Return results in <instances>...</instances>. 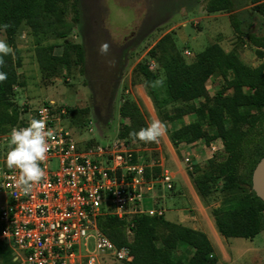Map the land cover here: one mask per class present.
Masks as SVG:
<instances>
[{"label": "rangeland", "instance_id": "374dc122", "mask_svg": "<svg viewBox=\"0 0 264 264\" xmlns=\"http://www.w3.org/2000/svg\"><path fill=\"white\" fill-rule=\"evenodd\" d=\"M166 1L169 4L167 8L174 9L169 15L161 14V18L165 19L128 48L121 73L119 53L114 54L112 49H108L106 55L99 53V47L104 43L97 47L88 46L84 72L82 61L74 51L71 52L69 68L54 62L41 66L37 58L40 47L53 46V55L60 57L66 47L85 42L70 7L60 20L51 17L48 26L45 25L39 33L24 24L15 37L21 67L17 68V82L7 99L16 111L24 107L37 109L44 103L67 109L64 126L86 154L102 153L104 158L117 153L134 155L135 164L144 167L149 177L147 180L154 182L151 195L145 198L147 207L151 208L152 203H156L158 195H164L160 207L165 210L166 219L198 231L204 230L215 248L217 264H264V231L253 240L226 238L219 233L213 215L215 209L228 208L239 201L229 202L234 197L251 195V190L241 183L230 184L227 179H219L212 185L210 196L202 199L192 182L190 173L195 167L207 169L216 155L223 151L222 142L214 140L206 143L201 139L190 143L186 139L175 147L170 141L172 133L195 121L197 116L189 114L182 123L166 121L165 115L175 113V109L182 104L163 105L167 99L164 84L166 57L178 54L189 63L207 47L218 44L227 53L236 51L247 65L258 67L264 63V50H258L247 38L235 33L229 13L209 14L206 0H164L165 8ZM233 1L236 5L234 14L241 21L242 30L264 38V15L256 10V4L251 0ZM103 4L104 28L112 43L109 48L131 41L149 11L145 0H103ZM0 40H5L10 52L13 51L4 32H0ZM139 65L148 67L156 75V80L162 83L149 87ZM223 85L221 78L212 77L207 83L206 94L196 99L194 104L199 107L210 101ZM152 90L156 98H153ZM152 99H156L157 105ZM126 101L140 106L147 125L154 120L161 123V135L155 142H143L128 135L126 128L130 126V121L120 115V108ZM210 133L208 126L203 127V137ZM166 173L174 183L171 191L162 190L160 186L161 176ZM130 225L133 226L128 224L126 228L129 239L132 238ZM90 251L89 254L97 257L99 264L127 263V260L111 255L100 256L92 242ZM181 253L182 250L178 251V254Z\"/></svg>", "mask_w": 264, "mask_h": 264}, {"label": "trees", "instance_id": "16d2710c", "mask_svg": "<svg viewBox=\"0 0 264 264\" xmlns=\"http://www.w3.org/2000/svg\"><path fill=\"white\" fill-rule=\"evenodd\" d=\"M145 1L149 11L131 41L119 47H108L113 53H119L120 73L128 48L146 37L158 22L165 19L161 18V14L169 15L174 9L167 8V1L166 9L163 6L164 0ZM251 1L256 4V10L264 15V0ZM69 7L85 42L66 47L60 57L53 55V46L40 47L37 58L43 67L54 62L69 68L71 52L74 51L82 61L84 72L88 60V46L112 44L104 28L103 0H0V24L8 25L6 30L0 32L6 34L13 49L4 57V63L0 66V71L7 73V79L0 82V135L8 133L16 126L21 113L28 109L24 107L16 111L7 99L17 82V68L21 67L19 51L15 45L17 33L24 24L39 33L48 26L51 17L60 20ZM235 10L233 0H206V11L209 14L223 11L229 13L235 33L239 37L247 38L258 50H264V38L245 33L241 28V21L234 14ZM139 68L146 81L156 80V75L148 67L139 65ZM164 73L167 99L163 105L182 104L175 109V113L166 114L164 119L182 123L189 114L197 116L195 121L172 133V144L177 147L182 140L187 139L192 143L204 139L206 143L220 140L224 147L207 169L195 167L190 173L196 191L202 199H207L212 192V185L219 179H227L230 184L238 182L247 186L251 195L234 197L229 202L239 201L230 204L228 208L215 209L213 215L222 236L253 240L264 231V202L252 189L253 171L264 157V63L251 67L244 63L236 51L227 53L220 45L214 44L189 63L178 54L166 57ZM212 77L221 78L224 82L223 88L210 101L196 106L194 101L206 94L207 83ZM153 98H156L154 92ZM152 100L156 104V99ZM120 115L130 121V126L126 128L128 135L148 126L140 106L133 101H126L121 106ZM205 126L211 130L207 137L202 135ZM146 178L149 177L146 175ZM128 224H133L130 225L131 239L126 232ZM98 226L117 248L126 247L130 250L131 256L126 264L218 263L215 248L204 232L170 222L165 216L136 215L132 220H127L107 215L99 218ZM180 250L182 253L178 254ZM191 250L193 254L190 253ZM14 258V251L5 243H0V264H18Z\"/></svg>", "mask_w": 264, "mask_h": 264}, {"label": "built area", "instance_id": "2783aa9c", "mask_svg": "<svg viewBox=\"0 0 264 264\" xmlns=\"http://www.w3.org/2000/svg\"><path fill=\"white\" fill-rule=\"evenodd\" d=\"M67 115V109L44 103L22 112L13 127L42 119L52 133L48 152L39 162L44 176L29 192L19 184L20 170L6 165V155L14 147L9 143L13 128L0 135V243L14 251L18 264H99L89 254L91 242L100 256L128 260L130 250L117 248L98 229V220L107 215L127 220L165 216L162 207L145 204L154 182L147 180L131 153L105 158L102 153L86 154L64 126ZM160 186L173 189L169 173L161 176Z\"/></svg>", "mask_w": 264, "mask_h": 264}, {"label": "clouds", "instance_id": "9594fccd", "mask_svg": "<svg viewBox=\"0 0 264 264\" xmlns=\"http://www.w3.org/2000/svg\"><path fill=\"white\" fill-rule=\"evenodd\" d=\"M7 24H0V31L6 30ZM108 44H101L99 53L106 55ZM10 52L9 45L5 40H0V66L4 63V57ZM7 79V73L0 71V82ZM161 80L147 81L149 87H157ZM162 125L159 121H152L147 127L139 131H133L129 135L134 139L143 142H155L161 135ZM9 143L14 145L6 155V165L8 168L20 170L19 184L24 192H29L34 182H38L44 176V170L40 166L44 160L49 144L48 139L52 133L46 130L44 121L32 119L27 127L13 128L10 132Z\"/></svg>", "mask_w": 264, "mask_h": 264}, {"label": "water", "instance_id": "95a60500", "mask_svg": "<svg viewBox=\"0 0 264 264\" xmlns=\"http://www.w3.org/2000/svg\"><path fill=\"white\" fill-rule=\"evenodd\" d=\"M252 189L264 202V157L257 164L252 174Z\"/></svg>", "mask_w": 264, "mask_h": 264}, {"label": "crops", "instance_id": "0c3cea01", "mask_svg": "<svg viewBox=\"0 0 264 264\" xmlns=\"http://www.w3.org/2000/svg\"><path fill=\"white\" fill-rule=\"evenodd\" d=\"M163 192V191H162ZM149 194L151 195V192H147V196H149ZM164 194V193H163ZM164 196V195H163ZM163 196H160V195H158V197H157V199L159 198V200H158V202H157V199L155 198V201L154 202H156L155 204L157 205V206H159L160 207V204L162 203V200L161 199H163ZM150 198V197H149ZM151 200H153V199H151ZM161 200V202H159ZM159 203V204H158ZM165 216H166V213H165ZM166 218V217H165ZM169 221V220H168ZM170 222H173V221H170ZM174 223V222H173ZM190 228V227H189ZM202 232H204V230H202ZM205 234H206V232H204ZM208 236V235H207ZM210 239V238H209ZM191 254H193V250H191V252H190Z\"/></svg>", "mask_w": 264, "mask_h": 264}]
</instances>
